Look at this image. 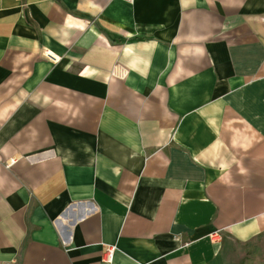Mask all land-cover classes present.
I'll list each match as a JSON object with an SVG mask.
<instances>
[{"label":"crops","instance_id":"crops-1","mask_svg":"<svg viewBox=\"0 0 264 264\" xmlns=\"http://www.w3.org/2000/svg\"><path fill=\"white\" fill-rule=\"evenodd\" d=\"M264 264V0H0V264Z\"/></svg>","mask_w":264,"mask_h":264},{"label":"built area","instance_id":"built-area-1","mask_svg":"<svg viewBox=\"0 0 264 264\" xmlns=\"http://www.w3.org/2000/svg\"><path fill=\"white\" fill-rule=\"evenodd\" d=\"M127 1H133V0H127ZM117 251V246L114 244H105L102 247V262L106 264H111L114 260L115 253Z\"/></svg>","mask_w":264,"mask_h":264}]
</instances>
